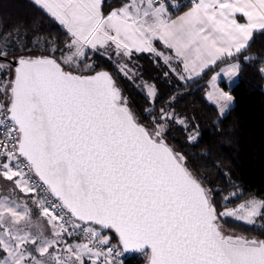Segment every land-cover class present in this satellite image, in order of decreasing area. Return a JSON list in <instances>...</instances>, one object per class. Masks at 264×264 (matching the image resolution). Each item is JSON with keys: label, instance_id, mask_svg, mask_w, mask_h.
<instances>
[{"label": "snow or ice", "instance_id": "6c2138e0", "mask_svg": "<svg viewBox=\"0 0 264 264\" xmlns=\"http://www.w3.org/2000/svg\"><path fill=\"white\" fill-rule=\"evenodd\" d=\"M33 3L66 38L60 47L40 37L31 45L19 34L0 37V76L9 77L0 80L7 101H0V176L26 194L44 193L32 203L47 227L27 204L0 199V264H116L110 257L117 248L105 231L123 250L146 253L149 264H264V239L222 227L229 218L255 224L264 199L229 208L237 196L231 193L218 206L219 190L204 186L166 143L168 126L187 131L186 120L165 109L153 116L149 107L152 119L141 123L113 76L88 61L89 52L113 50L128 60L148 53L179 81H194L218 62L241 57L253 34L264 33V0H126L107 13L105 0ZM239 69L237 60L208 81L206 99L220 117L234 98L217 81ZM120 71L131 78L127 64ZM145 87L154 104V85ZM198 136L187 138L194 143ZM76 236L82 242L67 243Z\"/></svg>", "mask_w": 264, "mask_h": 264}, {"label": "trees", "instance_id": "16d2710c", "mask_svg": "<svg viewBox=\"0 0 264 264\" xmlns=\"http://www.w3.org/2000/svg\"><path fill=\"white\" fill-rule=\"evenodd\" d=\"M122 2L126 0H105V13ZM186 9L183 7L173 15ZM17 34L28 45L34 37H40L45 44L57 41L62 47L66 38V32L58 22L35 6L33 0H0V37ZM156 47L160 51V47ZM168 51L173 55L171 50ZM242 57L248 59L245 61ZM237 60L241 65L237 81L231 87L220 82V86L234 98L233 105L220 117L218 108L206 99L210 88L208 81L222 66ZM88 61L96 65L97 71H108L113 76L141 123L147 124L152 119L144 111L149 107L153 116L165 109L186 120L187 131L183 125L171 123L165 140L176 153L184 155L186 166L204 186L219 190L214 191L218 206L224 204L221 197L231 193H237V196L228 202L229 208L253 198L264 199V74L261 72L264 69V33L254 34L241 57L220 61L200 78L187 83L179 81L160 58L148 53L132 56L131 78L125 77L117 62L108 55L97 53ZM8 78L0 76V80ZM140 80L154 85L157 92L154 104L146 98L147 89L145 83H139ZM0 98H4L3 95ZM192 132L199 133L194 143L187 138ZM6 181L9 180L2 181V192ZM9 182V194L19 202L24 198L23 202L26 201L32 214L40 213L32 201L41 197L37 193L26 194L16 187L14 181ZM222 227L227 233L247 239H264V216L256 218L253 225L229 218L222 222ZM103 234L122 251L114 232L105 231ZM147 260L146 253H138L127 256L124 264H146Z\"/></svg>", "mask_w": 264, "mask_h": 264}, {"label": "crops", "instance_id": "0c3cea01", "mask_svg": "<svg viewBox=\"0 0 264 264\" xmlns=\"http://www.w3.org/2000/svg\"><path fill=\"white\" fill-rule=\"evenodd\" d=\"M188 10V8L186 9V10H184V11H187ZM183 11V12H184ZM183 12H181V13H179V14H176V15H181V14H183ZM237 21L238 22H240V23H245L246 22V20H245V18H243L240 14H237ZM256 33V32H255ZM254 33V34H255ZM254 34H253V36H254ZM252 39H253V37H252ZM251 39V40H252ZM251 42V41H250ZM250 44V43H249ZM232 63V62H231ZM230 63H228V64H226V65H224V66H222L219 70H221V69H223V68H226L228 65H229ZM241 66V65H240ZM182 67V66H181ZM218 70V71H219ZM239 71V70H238ZM238 71H237V73H236V75L234 76V77H223V75H221V78H219L218 79V81H217V83H218V86L223 90V91H226V90H224L221 86H220V82L221 81H223V82H225L229 87H231L236 81H237V79H238ZM216 74V73H215ZM209 90H211L210 88H209ZM226 92H228V91H226ZM229 93V92H228ZM230 94V93H229ZM233 103L234 102H232L231 104H230V106L229 107H231L232 105H233ZM7 183H5V188L3 189V190H5V191H3L2 192V195L1 196H3V195H7V196H11L12 197V195H10L9 194V188H7L8 187V185H11L10 183L11 182H9V181H6ZM16 199V198H15ZM23 199L24 198H22V200H21V202H19V204H21V205H24V204H26V201H24L23 202ZM19 201V200H18ZM28 205V204H27ZM32 216H33V220L35 221V222H37V223H40V224H44L45 225V227H47V224H46V220L40 215V213H33L32 214ZM71 239H73V238H66V240L67 241H69V240H71ZM78 240V239H77ZM86 264H88L87 262H86Z\"/></svg>", "mask_w": 264, "mask_h": 264}, {"label": "rangeland", "instance_id": "374dc122", "mask_svg": "<svg viewBox=\"0 0 264 264\" xmlns=\"http://www.w3.org/2000/svg\"><path fill=\"white\" fill-rule=\"evenodd\" d=\"M173 2H174V3H181L180 0H173ZM170 11H172V9H170ZM154 44H155V46L158 45V47H160V51L165 52V53L168 54V55H171V54H169L170 52H169L167 49H165V48L163 47V45H162L159 41H155ZM101 52H104V50L101 49ZM167 52H169V53H167ZM104 55L111 56V57L117 62V64H118L119 66L122 65V64H127V67H128V69L130 70L129 73L132 72V70H131L132 66H131V64H130V60H128L127 58L118 57V56L115 54V52H114L113 50H109V51H108L106 54H104ZM173 55H174V54H173ZM92 56H93V54H92L91 52H89L88 60H90V59L92 58ZM89 62H90V61H89ZM172 63H173V65L176 66V62H175V61H173ZM134 75H135V74H134ZM139 83H140V84L145 83V85H153V84L150 83V82H144V80H140ZM145 88H146V87H145ZM228 109H229V108H228ZM28 194H30V193H28ZM3 198H7L9 201L14 200V201H16V203L19 204V201H18L17 199H15V198L11 197V196H7V195L0 196V199H3ZM26 204H27V203H26ZM27 206H28V205H27ZM230 208H231V207H230ZM226 233H227V232H226ZM102 235H105V234L102 233ZM250 239H251V238H250ZM109 240H110V238H109ZM74 241H75V242H82L80 239H78V240H77V239H71V240L67 241V243H73ZM110 244L115 245L111 240H110ZM115 246H116V245H115ZM86 262H87V261H86ZM87 263H88V262H87Z\"/></svg>", "mask_w": 264, "mask_h": 264}, {"label": "built area", "instance_id": "2783aa9c", "mask_svg": "<svg viewBox=\"0 0 264 264\" xmlns=\"http://www.w3.org/2000/svg\"><path fill=\"white\" fill-rule=\"evenodd\" d=\"M187 2H188V0H186ZM0 101H5L4 100V98H0ZM7 180L6 178H4V177H2V176H0V193L2 192V187H3V180ZM15 179V178H14ZM37 194L40 196V197H42L43 195H44V193H42V192H39V190H38V192H37ZM76 238L77 239H80V237H78V236H76ZM110 246H112V247H114V248H117V251L115 252V253H113V255H112V257H110V260L111 259H116V264H124V261H125V258L127 257V256H129V255H127L126 253H124L123 251H121L117 246H115V245H112V244H110ZM117 257H119L118 259H117Z\"/></svg>", "mask_w": 264, "mask_h": 264}, {"label": "water", "instance_id": "95a60500", "mask_svg": "<svg viewBox=\"0 0 264 264\" xmlns=\"http://www.w3.org/2000/svg\"><path fill=\"white\" fill-rule=\"evenodd\" d=\"M5 103H7V101H4ZM128 106H129V104H128ZM129 108L131 109V107L129 106ZM167 143V142H166ZM168 144V143H167ZM121 247V246H120ZM121 249H122V247H121ZM122 251L124 252V253H126L127 255H133V254H138V253H141V252H137V251H134V250H127V251H125V250H123L122 249ZM146 264H149V262H148V260H147V263Z\"/></svg>", "mask_w": 264, "mask_h": 264}]
</instances>
